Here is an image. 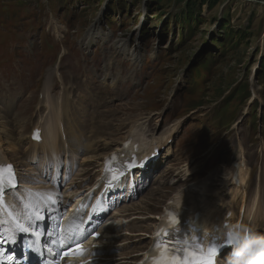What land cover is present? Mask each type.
I'll list each match as a JSON object with an SVG mask.
<instances>
[{"label":"rangeland","instance_id":"obj_1","mask_svg":"<svg viewBox=\"0 0 264 264\" xmlns=\"http://www.w3.org/2000/svg\"><path fill=\"white\" fill-rule=\"evenodd\" d=\"M188 10L190 23L182 20ZM92 30L105 40L87 42ZM120 41L137 52L135 61L115 50ZM109 63L111 79L104 82ZM60 100L69 105L63 115L53 104ZM0 116L17 149L15 160L10 145L4 156L20 163L19 178L37 177L39 151L29 136L36 126L44 135L50 120L85 145H119L132 132L146 144L169 137L161 145L173 161L156 165L147 191L123 206L140 223L123 226L107 242L115 263L141 238L121 230L153 226L166 204L193 186L204 206L232 202L234 163L246 167L247 207H258L252 196L264 191V0H0ZM82 129L85 138L78 139ZM103 152L94 147L85 155L92 154L93 173ZM76 163L80 181L89 167ZM161 169L167 176L155 183ZM147 243L148 237L139 245Z\"/></svg>","mask_w":264,"mask_h":264},{"label":"bare ground","instance_id":"obj_2","mask_svg":"<svg viewBox=\"0 0 264 264\" xmlns=\"http://www.w3.org/2000/svg\"><path fill=\"white\" fill-rule=\"evenodd\" d=\"M96 36H99V37H101L104 40L106 38V36H104L100 31L92 30L88 34V36H87L88 37L87 38V42H90ZM120 42H121V44H118L115 47V50L118 53H120V55H122V56H128L130 60L135 61V59L133 60V58H135V57L137 58V55H138L137 52L127 50L126 47H125V45H124V42L123 41H120ZM115 44L116 43H114V46H115ZM111 67L112 66H111L110 63H109L108 66L103 67L105 69V74H104V78H103L102 81L106 82L108 79H111V76H110V74L112 72ZM129 77L132 78L131 75ZM116 81H121V78H118ZM112 83H114V82H111V84ZM53 104H54V108L56 110H59L61 115L65 114L63 112L69 106V105H65V103L62 100H60L58 102L57 101L56 102H53ZM57 106L59 108H61V110L59 108L57 109ZM55 118H57V117H55ZM50 123L52 125L48 126L47 131L44 134V136H43V133L41 131V133H39V139H36V141L29 142V143H31L32 146L35 147V150L36 151H38V150L41 149V152L43 154L42 155L43 158L45 156H47L48 154H50V156L52 155V159H54L57 162L58 161L57 145H59L61 143H63V148L65 147L66 149H71V147L76 146V148H75L76 155H78L81 151L84 150V149H81L79 147H85V143H81V142H77V141L75 142V141L71 140L69 137H67L66 135L63 134V130H60V132H57L55 130V127L56 126L61 127V126L57 122H55V120H54V122H53V120H50ZM4 124L5 123H4V121L2 122V118L0 116V131L2 132L0 134L1 135H4V138L0 141V166H5L7 164H10L7 161V158L4 156L3 148L6 149L5 146L10 145V147H11L10 153H12V154L13 153H16V151H17V149L15 148L16 146L13 144V140H11V134L8 132V131H11V129L8 130L7 132H3L4 127H5ZM84 134H85V131H84ZM30 135H32V133ZM29 138H30V136H29ZM142 138H145V136H143ZM142 138L141 139L138 138V134H133V132H132V134H131V144H138L139 147L142 148V149L148 148V146L150 145V140H146L148 142V144H146V143H144V141L142 140ZM92 141H94V140H92ZM159 142H160L159 140H156L155 141V143H159ZM93 145H94V143H93ZM101 149H102V147H101ZM127 149H132V148H127ZM63 150H65V149H63ZM150 151H151V149L146 150V152L145 151H142L140 153V149L138 148V153L141 154V155H143V156H146L147 153H149ZM15 157H16L15 154H13L12 155V158L14 160H15ZM37 158L38 157H36V159ZM92 159L93 158L89 159L88 161H93ZM19 164L20 163L17 162L14 165V167L19 168ZM185 169H186V167L183 168V170H185ZM18 174H19V171L15 170V175L21 181L20 182L21 185L18 186L19 188H22L24 186L25 187L26 186H30L28 183H31L32 185H42V183H44V180H42L40 178L39 179L38 178H35L34 179L32 176H30V174L29 175L20 174V175L24 176L25 178H22V177L19 178ZM31 174L34 175L33 172ZM163 175H165V174L163 173L162 175H160L159 180L161 179V176H163ZM179 175H180V177H179L180 179H182L184 177L182 175L181 171L179 172ZM234 176H235V179L237 181L236 182L237 189H235L237 192H235V190H234L233 195H231L230 198H233L234 195H237L238 193H241L242 198H241V201L240 202L232 201V202L227 203V205L225 206L226 203L224 202V200L222 198H219L218 201L213 202L214 205L215 204H218V208H213L214 209L213 210L210 207L204 206L206 204V201L202 198V195L203 194L202 195L201 194H197V191L195 189L196 185H195L191 189V191H192L191 193L188 190L187 192H185L183 194V196H179L178 198H176V199L173 200V203H174V205L176 207L174 205L172 207H170V206H166L165 207V209H167V210L170 209V208L174 209V211H176L181 216L182 222L174 230V231H176L178 233V235L180 237H181V233L183 231L185 233L190 234V237L191 238L192 237L194 238V237H197V236L201 235V236H205V239L206 240H210V238L212 237V235L215 234V228H214V226L216 224H219L221 221L235 222V220H236V222L243 221L245 223H249V222L252 223L253 219L257 215L256 212L259 211L258 210V208L260 206L259 193H258V191H255L254 192V196H253V198H255L254 199V204L255 203H258V207L256 208V210L252 214V220L249 221L248 217H245L244 218V216H246V213H247V203H246L247 193L245 195V192H247V191H245V185H246V182L247 181H246V178H245V173L243 171V164H242V162L239 163V164H236V166L234 164L233 171L231 173V181L232 182L235 181ZM35 180H37V182H33ZM137 182L138 181H137V178H136L133 181V185H134L135 188H137L139 186V184ZM37 188L38 189L40 188L43 191L46 190V187H43V186L34 187L33 189H37ZM196 188L198 189V187H196ZM22 190L25 191L24 188H22ZM65 191L68 193V195L76 194L78 192L76 186L75 185H72V183L66 185ZM46 192H52V193H54L53 195H55V193H56L53 190H46ZM203 192H205V191H203ZM259 192H260V189H259ZM244 195H245V197H244ZM260 196H261V193H260ZM27 198H28V195L26 194L22 199L26 200ZM33 203H34V201L31 200L28 205L30 207H32ZM107 203H108V207H109L110 206V202L107 201ZM144 205L146 206L147 203H145ZM198 205L204 206V207L203 208L202 207L199 208ZM220 205L222 207L225 206L224 209L227 208V210H228L227 213L224 214V216H221V213H220V210H219V206ZM125 208H127V206L124 207V208H122V210L120 209V210L117 211V213L121 217H125L124 215L129 214V212H128L129 209H125ZM180 210H182V212H180ZM252 210H253V207L251 208L250 215H251ZM20 211H21L20 204L17 203V208H15V212L17 214H19ZM138 211L140 212L141 210H138ZM197 211H199L200 213H203V214L200 216L199 219L196 220L194 218V214ZM141 212L144 213V211H141ZM139 219L140 218H138V217H136V218L135 217H132L129 220H124L122 218H119L117 220L115 219V221H117V226L118 225L119 226H123V225H126V224H128L129 222H131L133 220H135L136 223H140L139 221H137ZM157 221H158L157 222V225L163 223V221H161V217L157 218ZM253 222L255 223L256 221H253ZM103 227L104 228H101V229L105 231V234L106 235L102 239L103 240L102 243L106 242L108 239H114V238H116L115 236H112V235L109 236L108 235V234H111V233L108 231V229H107L108 226L107 225L106 226H103ZM136 227L137 228H136L135 231L136 232H139V233L131 232L130 230H128L122 236L134 235V234H137L138 236H144V238L141 237L139 239L134 240V241H137V243L139 245L143 241H145V238L147 236H145V233H141V232H145V230H142V227H144L142 224H140L139 226H136ZM146 227H151V225H148ZM195 227H198L201 230H197ZM49 230H50V227L48 225H46V227H45V234L42 236L43 241H46V239L48 238V235H49V232H50ZM137 247H139V246H137ZM108 251L110 252V250H107V248H98V254H97L96 257H97V259L99 261H97L96 264H129V263H131V261L134 260V257H135V254L134 253H136V254H139L140 253L139 252L140 249H136V250L132 251L131 255L130 254H125L124 255V259H120L121 261L119 263H115V262H111V259H110L111 256L108 255L109 254ZM145 257L146 256H142L141 258H135V260L132 262V264H138V261L140 259L142 260Z\"/></svg>","mask_w":264,"mask_h":264},{"label":"snow or ice","instance_id":"obj_3","mask_svg":"<svg viewBox=\"0 0 264 264\" xmlns=\"http://www.w3.org/2000/svg\"><path fill=\"white\" fill-rule=\"evenodd\" d=\"M35 139H39V133L34 134ZM114 159V158H113ZM123 175L122 173H117L112 176V180L115 182L118 180V177ZM16 188V181L15 176L13 173V169L11 165L8 166H0V202H2L5 195L9 194V190ZM49 202L52 204L56 203V200L49 195L48 197ZM99 209H94V213ZM44 217L40 214L39 211L34 212L31 216L28 217L27 224L25 223H15L14 227L9 234L7 230L3 229V225L0 224V246L5 243L6 239H11V242H15L16 234L17 233H24V234H31L32 236L36 237L37 239L42 235V233L36 232L35 228L38 223L43 220ZM174 222V221H173ZM84 231L82 230L80 235L77 239H80ZM98 235V233L96 234ZM160 235L159 233L157 234ZM96 236L93 235V238ZM67 243L70 245L72 243L71 240H68ZM58 246L61 248L65 247L64 239H61L58 243ZM157 249L160 250L159 259L154 261V264H183L176 255L171 254V250L168 247V244L165 241H159L156 245ZM199 253V259L202 261V264H214L216 260L217 253L222 249L220 243L216 238L212 239L211 242L207 245L206 252L202 248L200 243L194 244L191 246ZM28 250L43 259V252L45 249L41 247H37L35 243L28 245ZM50 254L52 253L51 249H47ZM63 255H68V252L65 251L62 253ZM3 253L0 252V264H6V262L2 259ZM12 261H15V257L10 258Z\"/></svg>","mask_w":264,"mask_h":264},{"label":"clouds","instance_id":"obj_4","mask_svg":"<svg viewBox=\"0 0 264 264\" xmlns=\"http://www.w3.org/2000/svg\"><path fill=\"white\" fill-rule=\"evenodd\" d=\"M214 228L221 247L231 249L223 260H215L214 264H264V233L258 232L250 222L221 221Z\"/></svg>","mask_w":264,"mask_h":264},{"label":"trees","instance_id":"obj_5","mask_svg":"<svg viewBox=\"0 0 264 264\" xmlns=\"http://www.w3.org/2000/svg\"><path fill=\"white\" fill-rule=\"evenodd\" d=\"M188 12H189L190 15H184V16L182 17V20H183L184 22H186V23H190V22H192L193 20H195V19L193 18L192 11L188 10ZM225 34H226V33H225ZM227 38H228V37H227V34H226L225 40H226ZM228 39H230V38H228Z\"/></svg>","mask_w":264,"mask_h":264}]
</instances>
